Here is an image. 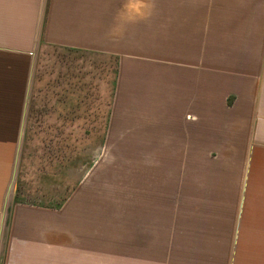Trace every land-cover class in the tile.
Wrapping results in <instances>:
<instances>
[{"label": "crops", "instance_id": "1", "mask_svg": "<svg viewBox=\"0 0 264 264\" xmlns=\"http://www.w3.org/2000/svg\"><path fill=\"white\" fill-rule=\"evenodd\" d=\"M130 1L0 0V131L11 132L0 133V211L13 176L12 132L23 121L40 42L116 56L113 114L125 103L128 74L153 75L144 77L160 101L139 105V114L155 117L140 130L204 137L209 106L208 130L219 142L213 160L221 164L215 177L222 188L227 180L235 198L220 193L209 209L136 210L117 227L127 235L112 242L78 244L54 226H0V264H264V0H245L230 18L229 49L214 52L211 99L202 58L141 61L140 13L126 11Z\"/></svg>", "mask_w": 264, "mask_h": 264}, {"label": "rangeland", "instance_id": "2", "mask_svg": "<svg viewBox=\"0 0 264 264\" xmlns=\"http://www.w3.org/2000/svg\"><path fill=\"white\" fill-rule=\"evenodd\" d=\"M244 1L131 0L135 5L126 11L140 13L141 61L166 54L185 64L202 58L211 99L214 52L229 49L230 18ZM33 53L29 99L12 132L13 163L19 152L1 226H54L78 244L112 242L127 235L117 227L136 210L209 209L220 193L235 198L227 180L222 188L215 177L221 164L213 160L219 142L208 130L209 106L204 137L140 130L144 119L146 125L155 117L139 114V105L160 101L155 82L148 81L153 75L128 74L125 103L113 114L116 56L43 42ZM230 202L226 207L235 208Z\"/></svg>", "mask_w": 264, "mask_h": 264}, {"label": "water", "instance_id": "3", "mask_svg": "<svg viewBox=\"0 0 264 264\" xmlns=\"http://www.w3.org/2000/svg\"><path fill=\"white\" fill-rule=\"evenodd\" d=\"M18 152H19V147H18V151H17V153H16L15 162H14V169H13L12 182H11V184L9 185V188H8V191H7V194H6V199H5L4 208H3L4 211H5V209H6V205H7V201H8L9 193H10V190H11V188H12V186H13L14 178H15V176H16V167H17V160H18ZM0 226H1V216H0Z\"/></svg>", "mask_w": 264, "mask_h": 264}]
</instances>
